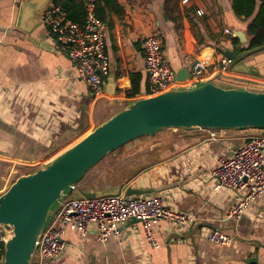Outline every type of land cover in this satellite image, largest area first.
Returning <instances> with one entry per match:
<instances>
[{
	"label": "crops",
	"instance_id": "1",
	"mask_svg": "<svg viewBox=\"0 0 264 264\" xmlns=\"http://www.w3.org/2000/svg\"><path fill=\"white\" fill-rule=\"evenodd\" d=\"M117 1L125 16L121 20L112 17L113 31L106 27L110 71L99 96L78 77L71 60L55 51L42 23L31 33L21 31L17 28L20 4L0 2V196L14 183L12 172L34 165L42 168L144 95L129 98L127 92L133 80L140 78L143 86L147 82L143 41L148 35L162 36L176 76L200 61L214 72L215 82L264 80V53L245 62L258 75L233 69L221 74L216 70L215 63L222 54L219 47L235 50L231 43L234 34L247 35L252 20L236 15L234 0H190L187 5L179 0L180 30L166 19L165 0ZM226 29L233 35H226ZM250 130H220L214 140L207 130L164 131L158 141L132 153L137 159L152 157L153 161L139 168L133 164L127 176H108L109 186L101 190L121 187L125 193L129 187L148 190L172 185L154 194L163 197L167 207L195 216L193 225L184 231L169 221L153 224L160 248H152L143 223L132 220L119 237L106 243L97 240L93 229L86 236L69 229L64 236L66 253L46 264H264V197L240 218H228L236 193L217 189L211 178L217 158L241 148L256 133ZM207 230L221 231L231 244L209 243L203 236Z\"/></svg>",
	"mask_w": 264,
	"mask_h": 264
},
{
	"label": "water",
	"instance_id": "2",
	"mask_svg": "<svg viewBox=\"0 0 264 264\" xmlns=\"http://www.w3.org/2000/svg\"><path fill=\"white\" fill-rule=\"evenodd\" d=\"M53 3L54 0H23L17 28L31 33L42 23L44 12ZM234 36L240 41L235 50L226 46H220L219 50L232 61L234 71L258 75L245 62L264 53V47L249 50L248 35L236 32ZM176 78L179 82L189 80V70L181 69ZM248 129L264 130V91L222 86L214 77L136 99L42 168L17 178L0 196V225L7 236L3 264H33L41 237L60 203L92 168L128 143L168 130ZM171 187L148 190L129 187L125 195H151ZM121 191V187L97 192L79 190L74 192V197L94 199L116 196Z\"/></svg>",
	"mask_w": 264,
	"mask_h": 264
},
{
	"label": "built area",
	"instance_id": "3",
	"mask_svg": "<svg viewBox=\"0 0 264 264\" xmlns=\"http://www.w3.org/2000/svg\"><path fill=\"white\" fill-rule=\"evenodd\" d=\"M20 4L23 0H13ZM96 0H87L85 21L70 20L60 3H53L43 14L42 24L48 31L52 46L59 54L71 60L78 77L84 81L96 96L103 93L104 78L110 71V58L106 52V26L97 17ZM187 5L190 0H181ZM197 14L202 16L203 12ZM225 34L232 36L230 30ZM144 65L148 78V93L142 97H153L178 87L189 86L212 79L214 72L200 61L189 67L190 78L179 82L167 60L163 38L159 33L148 35L143 41ZM216 70L226 74L232 69V61L223 53L215 63ZM245 144L231 151L228 157H218L211 171V178L217 189L227 188L236 193V201L227 211L228 218H240L252 205L264 197V130H253ZM218 130L210 131L214 140ZM143 223L149 245L158 249L160 243L154 237L152 225L169 221L173 227L186 230L195 222L192 214L171 209L160 195L104 196L94 199L66 198L60 203L54 217L50 219L39 242L34 264H46L60 260L67 251L64 236L69 229L83 236L93 229L97 240L106 243L112 237H119L121 229L132 220ZM209 243L229 246L231 239L219 230L204 231ZM7 236L0 225V264L4 262Z\"/></svg>",
	"mask_w": 264,
	"mask_h": 264
},
{
	"label": "trees",
	"instance_id": "4",
	"mask_svg": "<svg viewBox=\"0 0 264 264\" xmlns=\"http://www.w3.org/2000/svg\"><path fill=\"white\" fill-rule=\"evenodd\" d=\"M3 0H0V2ZM55 3H60L68 18L76 23H84L85 21V4L87 0H54ZM95 8L97 17L106 25L108 31L114 30V22L112 17L116 16L119 20L125 16V10L117 0H96ZM234 11L238 17L251 19L247 28V35L250 38L249 50L264 47V0H234ZM165 17L167 20L173 22L178 30L181 29L182 15L179 9V0H165ZM231 43L234 48L240 44L238 38H233ZM107 51V50H106ZM231 85H241V82H229ZM148 93V78L147 82L141 83L140 78L132 81V88L127 92V97L135 98L139 94ZM115 155V153H114ZM107 158L102 160L105 161ZM130 161V160H129ZM102 162L97 164L95 168L101 166ZM133 162V161H132ZM121 163V160L119 161ZM93 169V170H94ZM101 173L102 180L104 179V187H108L107 178L110 175L106 174V169L103 168ZM89 171L82 181L76 184L72 191L86 190L87 186L84 184ZM106 174V175H105Z\"/></svg>",
	"mask_w": 264,
	"mask_h": 264
},
{
	"label": "rangeland",
	"instance_id": "5",
	"mask_svg": "<svg viewBox=\"0 0 264 264\" xmlns=\"http://www.w3.org/2000/svg\"><path fill=\"white\" fill-rule=\"evenodd\" d=\"M254 82H245L240 83L241 85H231V83L226 82H220L219 83L222 86H241L247 89H252L256 91H264V80H253ZM261 81V82H260ZM143 98V97H142ZM139 99V98H138ZM251 131V130H250ZM242 131H235V133H241ZM245 133V132H242ZM249 133V132H247ZM163 131L160 132L156 137H142L139 138L133 142L128 143L127 145L123 146L122 148L115 151L114 153L108 155L105 161H101V166H98L97 168H92L90 173L88 174L85 185L87 186V190L89 189H98L101 190L104 187V179L101 178V173H103V168L106 169L107 175H116L120 174V176H127L129 172V167H131L134 164L135 168H139L141 165H143L146 162L153 161L152 157H149L147 160H145L143 157H140L137 159V154L133 155L134 153L139 152V149L142 147L148 146L149 144L153 143L154 141H158L160 137H163ZM243 135V134H242ZM70 148V147H69ZM141 152V150H140ZM61 153V152H60ZM133 153V154H132ZM143 155L145 151L141 152ZM142 160L139 162L138 160ZM121 160V163L119 161ZM130 160V161H129ZM133 161V162H132ZM41 165H34V166H27L22 167L18 170H16L14 173L12 172L11 181L15 182V180L24 174H31L34 173ZM111 167V168H110ZM94 169V170H93ZM105 174V175H106ZM111 177V176H110ZM109 178V177H108ZM74 197L72 194V191L69 193V197Z\"/></svg>",
	"mask_w": 264,
	"mask_h": 264
}]
</instances>
